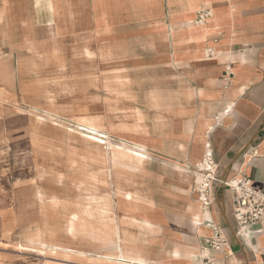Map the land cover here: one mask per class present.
<instances>
[{
	"label": "crops",
	"instance_id": "1",
	"mask_svg": "<svg viewBox=\"0 0 264 264\" xmlns=\"http://www.w3.org/2000/svg\"><path fill=\"white\" fill-rule=\"evenodd\" d=\"M201 11L211 14L197 26ZM56 56L139 64L130 77L158 78L162 85L155 92L171 94L163 124L170 132L157 138L154 155L172 159V182L157 183L155 191L141 182L140 194L118 189L114 198L102 200L108 207L72 211L69 235L86 233L111 247L95 256L104 264H205V254L220 264H264V221L244 237L233 219L231 193L221 185L215 187L213 208L205 211L194 196L202 177L190 170L203 163L210 146L219 177L232 180L244 166L253 186L264 189V0H0V62ZM228 64L234 73L230 84L224 79ZM5 98L0 93V102ZM83 121L99 132L89 133V140L110 151V177L120 168L143 170L152 158L144 145H113L99 119ZM13 213L1 214L4 224ZM86 217L92 219L89 227ZM17 220L11 230L18 229ZM210 221L220 224L229 250L207 249Z\"/></svg>",
	"mask_w": 264,
	"mask_h": 264
},
{
	"label": "rangeland",
	"instance_id": "2",
	"mask_svg": "<svg viewBox=\"0 0 264 264\" xmlns=\"http://www.w3.org/2000/svg\"><path fill=\"white\" fill-rule=\"evenodd\" d=\"M139 69L135 63L61 61L57 56L44 62H0V93L6 97L0 102V264H104L95 256L112 248L86 233L70 236L71 212L100 205L118 189L140 194L141 182H147L148 191L172 182V159L154 155L157 138L170 132L163 124L170 116L166 101L171 94L155 92L162 85L158 78L130 77V70ZM84 118L99 119L113 145H144L152 158L143 170L120 168L110 177V151L89 140ZM10 209L14 213L4 224L1 214ZM15 218L18 229L11 230ZM84 224L91 226L92 219L86 217ZM44 229L49 241L85 254L29 242Z\"/></svg>",
	"mask_w": 264,
	"mask_h": 264
},
{
	"label": "built area",
	"instance_id": "3",
	"mask_svg": "<svg viewBox=\"0 0 264 264\" xmlns=\"http://www.w3.org/2000/svg\"><path fill=\"white\" fill-rule=\"evenodd\" d=\"M210 14V11H201L197 15L195 24L204 26ZM211 54L212 52L209 55ZM233 76V67L228 64L224 77L226 83L230 84ZM208 149L211 151L206 154L202 166H195L196 171L202 175V181L197 183L195 188L198 200L205 211H210L214 206L215 187L222 185L227 188L231 193L233 219L240 233L245 237L252 232L253 228L258 227L264 221V189H256L253 186L252 180L246 175L244 166H242L237 177L229 181L221 180L217 175L219 166L214 160L213 151L210 146ZM208 223L212 235L207 241V249L215 252H220L224 248L229 250L230 241L220 224L215 221ZM204 260L205 264H220L215 258L209 257L207 254L204 255ZM232 264L240 263L236 261Z\"/></svg>",
	"mask_w": 264,
	"mask_h": 264
},
{
	"label": "bare ground",
	"instance_id": "4",
	"mask_svg": "<svg viewBox=\"0 0 264 264\" xmlns=\"http://www.w3.org/2000/svg\"><path fill=\"white\" fill-rule=\"evenodd\" d=\"M41 120V119H40ZM62 120V119H61ZM81 128H83V127H81ZM85 130H87L88 131V133H91V134H97V133H99L96 129H94V128H91V127H86V128H84ZM126 145V144H125ZM210 149H208L207 150V152H206V154L207 153H210ZM206 154H205V156H206ZM203 164V163H202ZM202 164L201 165H199V166H202ZM200 174V173H199ZM200 176L202 177V175L200 174ZM41 196H42V194L41 193H39L38 194V197H39V199L41 200ZM97 204H99V203H97ZM100 205H103V206H105V207H108L107 205H106V203H104V202H100ZM69 230L71 231L70 232V234L71 235H75L74 233H73V231H74V223H73V221H70V228H69ZM29 240L30 241H32V242H36V243H38L39 244V246L40 247H42V248H45V249H50L51 251H55V252H59V251H63V250H65L63 247H62V245H60V244H55V243H53V242H48V240H46L45 239V233L43 232V231H39L37 234H35V235H33V236H31L30 238H29ZM77 252V251H76ZM41 253V252H40ZM61 256V255H60ZM112 258V257H111Z\"/></svg>",
	"mask_w": 264,
	"mask_h": 264
},
{
	"label": "water",
	"instance_id": "5",
	"mask_svg": "<svg viewBox=\"0 0 264 264\" xmlns=\"http://www.w3.org/2000/svg\"><path fill=\"white\" fill-rule=\"evenodd\" d=\"M217 175H218V173H217ZM219 177V176H218ZM221 180H223V177L221 178V177H219ZM225 181V180H224ZM222 186V185H221Z\"/></svg>",
	"mask_w": 264,
	"mask_h": 264
}]
</instances>
